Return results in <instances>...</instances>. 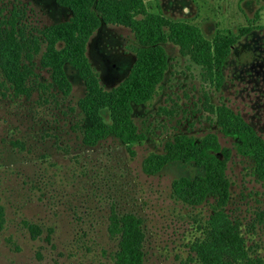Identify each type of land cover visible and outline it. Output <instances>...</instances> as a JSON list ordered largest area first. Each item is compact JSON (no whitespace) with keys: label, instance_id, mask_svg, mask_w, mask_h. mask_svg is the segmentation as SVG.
Segmentation results:
<instances>
[{"label":"rangeland","instance_id":"374dc122","mask_svg":"<svg viewBox=\"0 0 264 264\" xmlns=\"http://www.w3.org/2000/svg\"><path fill=\"white\" fill-rule=\"evenodd\" d=\"M145 2L152 13L198 27L214 43L235 39L225 83L212 93L213 102L241 115L264 139V0ZM15 5L26 11L30 30L70 17L56 0H0V11L8 14ZM133 43L131 31L117 26L103 25L92 38L88 56L105 89L118 87L129 75L135 63ZM165 48L171 68L160 95L151 107L135 109L139 123L143 126L148 118L156 134L140 144L109 141L77 151L70 126L79 117L77 102L85 85L72 70L74 89L68 98L52 97L46 87L49 74L41 69L35 70L38 75L26 96L16 97L0 78V204L6 213L0 264H115L118 240L108 232L113 210L143 219L146 264H202L192 247L207 237L216 199L191 207L175 198L172 189L176 180L203 170L180 162L152 176L143 170L148 157L166 154L176 129L195 138L214 133L232 151L230 201L224 212L239 225L250 256L264 262V182L254 175L253 162L238 154L233 139L200 119V68L181 57L172 43ZM159 106L174 108L176 118L158 117ZM164 122L166 128L155 130ZM25 223L38 224L43 234L33 240Z\"/></svg>","mask_w":264,"mask_h":264},{"label":"trees","instance_id":"16d2710c","mask_svg":"<svg viewBox=\"0 0 264 264\" xmlns=\"http://www.w3.org/2000/svg\"><path fill=\"white\" fill-rule=\"evenodd\" d=\"M56 3L70 13L69 19L31 30L26 11L17 5L8 14L0 11V78L16 97L26 96L30 92L28 85L38 75L35 70L41 69L49 74L46 87L53 91L52 97L68 98L74 89L69 70L75 72L85 85V94L77 102L79 117L70 126L76 134L77 151L96 149L109 141L123 146L140 144L156 135L152 123L147 124L148 118L142 120L143 126L139 123L141 118L135 116V109L151 107L160 95L171 68L165 45L172 43L179 48L181 57L200 68L198 111H203L200 119L205 118L225 137L233 139L238 154L253 162L254 175L264 182V139L241 115L225 104H215L212 98L214 90L220 91L225 83L224 68L235 45L233 37L214 43L198 27L152 13L145 0H56ZM103 25L129 29L134 37L130 49L135 63L125 80L110 90L101 85L88 56L89 44ZM169 108L159 106L157 116L176 118L178 112ZM182 112L188 113L187 109ZM167 124L155 125V130L166 128ZM194 125L190 122L189 127L193 129ZM170 136L173 140L167 142L166 154L148 157L143 170L147 175H156L173 162L194 164L203 170L202 175L176 180L172 189L175 198L191 207L201 206L211 197L216 199L207 237L192 247L199 261L264 264L260 258L250 256L239 225L224 212L230 201L227 167L232 151L222 147L214 133L195 138L176 129ZM5 223V207L0 204V232ZM143 224V219L133 213L112 211L108 232L118 240L115 264H146ZM25 225L33 240L43 234L38 224Z\"/></svg>","mask_w":264,"mask_h":264}]
</instances>
